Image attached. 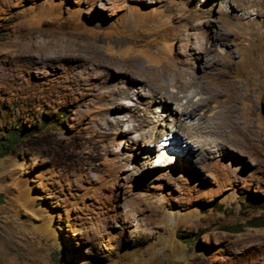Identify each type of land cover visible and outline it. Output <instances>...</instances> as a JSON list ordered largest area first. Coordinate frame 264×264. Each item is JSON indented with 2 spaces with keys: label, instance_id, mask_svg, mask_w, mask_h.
Wrapping results in <instances>:
<instances>
[{
  "label": "rangeland",
  "instance_id": "374dc122",
  "mask_svg": "<svg viewBox=\"0 0 264 264\" xmlns=\"http://www.w3.org/2000/svg\"><path fill=\"white\" fill-rule=\"evenodd\" d=\"M263 103L264 0H0V264H264Z\"/></svg>",
  "mask_w": 264,
  "mask_h": 264
},
{
  "label": "bare ground",
  "instance_id": "6f19581e",
  "mask_svg": "<svg viewBox=\"0 0 264 264\" xmlns=\"http://www.w3.org/2000/svg\"><path fill=\"white\" fill-rule=\"evenodd\" d=\"M189 78V77H188ZM186 79V84H181V86H180V88H181V95L179 96V101L181 102V103H183L184 102V99H185V97H186V101L187 102H185L186 103V105H184V107H182L181 105H179V106H181L182 107V109H180V107H179V111H178V113L176 112V114H179L180 115V117H192V116H195L196 114H197V112H199L200 113V110H199V108H200V105L202 104V100H205V98H203L202 97V99H200L199 101H196L195 100V97L194 96H192L191 95V93H190V91H189V89L190 88H192L193 87V84L195 85L196 84V87H197V89H199L200 91H199V93H204V95L205 96H207L206 97V100H214V99H216V98H214V99H211L210 97H209V95L207 94V93H209V88H207V87H205L201 82H198L197 80H198V78H196V76L194 75V77L193 78H189V79ZM183 81V80H182ZM194 88V87H193ZM196 89V90H197ZM216 89V88H215ZM178 90V89H177ZM194 90V89H193ZM160 92V91H159ZM176 92V91H175ZM196 92V91H195ZM215 93V92H214ZM161 95V94H160ZM212 97H213V95H212ZM160 100L159 101H161L160 103L162 104V106H164L165 108L166 107H168V105H167V103L165 104L164 102H165V99L166 100H171L170 98H168V97H166L165 95H161V97L159 98ZM217 104V107H218V103H216ZM216 108V107H215ZM214 108V109H215ZM219 108V107H218ZM202 111V110H201ZM208 111V110H207ZM175 114V113H174ZM198 115V114H197ZM208 115V114H207ZM203 116V115H202ZM229 117V116H228ZM176 119V122H175V124H176V126H178V127H180L181 129L183 128H185L186 130H189V128L188 127H186L184 124H183V122L181 121V119L179 120V119H177V118H175ZM174 119V120H175ZM183 119V118H182ZM201 119H202V117H201ZM182 125H183V127H182Z\"/></svg>",
  "mask_w": 264,
  "mask_h": 264
},
{
  "label": "trees",
  "instance_id": "16d2710c",
  "mask_svg": "<svg viewBox=\"0 0 264 264\" xmlns=\"http://www.w3.org/2000/svg\"><path fill=\"white\" fill-rule=\"evenodd\" d=\"M23 130H18L16 128L10 129L3 138H0V156L7 154L11 146L16 143L20 135L23 134Z\"/></svg>",
  "mask_w": 264,
  "mask_h": 264
},
{
  "label": "water",
  "instance_id": "95a60500",
  "mask_svg": "<svg viewBox=\"0 0 264 264\" xmlns=\"http://www.w3.org/2000/svg\"><path fill=\"white\" fill-rule=\"evenodd\" d=\"M261 113L264 115V103L261 105Z\"/></svg>",
  "mask_w": 264,
  "mask_h": 264
}]
</instances>
